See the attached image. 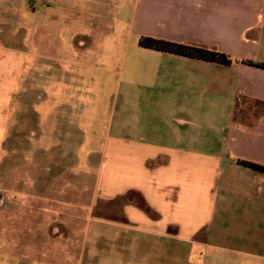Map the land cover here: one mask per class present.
<instances>
[{"label": "crops", "instance_id": "1", "mask_svg": "<svg viewBox=\"0 0 264 264\" xmlns=\"http://www.w3.org/2000/svg\"><path fill=\"white\" fill-rule=\"evenodd\" d=\"M70 12L92 17L54 37L60 92L43 108L55 131L97 136L101 104L86 93L119 79L89 220L133 242L140 264L156 250L162 264H264V173L238 163L264 166V68L242 62L264 63V0H92ZM141 36L233 63L144 48Z\"/></svg>", "mask_w": 264, "mask_h": 264}, {"label": "rangeland", "instance_id": "2", "mask_svg": "<svg viewBox=\"0 0 264 264\" xmlns=\"http://www.w3.org/2000/svg\"><path fill=\"white\" fill-rule=\"evenodd\" d=\"M88 1L0 0V264H140L133 242L123 247L122 234L89 220L118 77L96 79L86 93L101 104L97 136L55 131L43 108L60 92L54 37L76 16L92 17L70 12ZM162 257L156 250L149 261Z\"/></svg>", "mask_w": 264, "mask_h": 264}, {"label": "trees", "instance_id": "3", "mask_svg": "<svg viewBox=\"0 0 264 264\" xmlns=\"http://www.w3.org/2000/svg\"><path fill=\"white\" fill-rule=\"evenodd\" d=\"M138 45L144 48L198 58L221 65H230L233 63V58L228 54L204 45L177 43L147 36H141L138 39ZM242 62L264 68V63H257L251 60H242ZM238 163L264 173V166L245 160H238Z\"/></svg>", "mask_w": 264, "mask_h": 264}]
</instances>
